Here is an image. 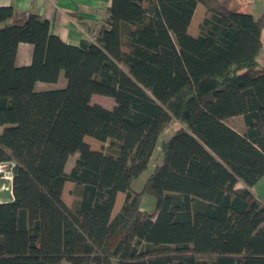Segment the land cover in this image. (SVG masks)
Masks as SVG:
<instances>
[{
    "label": "trees",
    "instance_id": "1",
    "mask_svg": "<svg viewBox=\"0 0 264 264\" xmlns=\"http://www.w3.org/2000/svg\"><path fill=\"white\" fill-rule=\"evenodd\" d=\"M263 29L264 14L231 0H112L94 42L76 47L0 7V161L17 163L0 264H264V203L250 190L264 179ZM20 43L34 46L28 67L16 66ZM61 74L65 88L35 90ZM238 116L243 132L227 123Z\"/></svg>",
    "mask_w": 264,
    "mask_h": 264
},
{
    "label": "crops",
    "instance_id": "2",
    "mask_svg": "<svg viewBox=\"0 0 264 264\" xmlns=\"http://www.w3.org/2000/svg\"><path fill=\"white\" fill-rule=\"evenodd\" d=\"M256 1V2H255ZM236 0H231V7L234 11ZM244 4L253 10L252 15L255 18H259L264 14V5L258 9H255L257 0H243ZM112 5V0H0V7H12L13 9L21 12L33 13L40 16L42 19L47 20L50 25V33L59 37L64 43L79 47L84 42L92 43L95 40V34L102 26L107 25V19L109 17V10ZM238 12V11H237ZM207 16V10L202 4H198L191 23L188 27V33L192 37L196 38L200 34V27L205 17ZM262 48L259 54V61L262 66L264 59V29L262 32ZM34 46L29 43H20L17 48L16 66L28 67L33 60ZM67 86V80L63 74L59 77L57 83H43L38 82L35 85L36 91H48L55 89H63ZM96 96V95H95ZM93 96V97H95ZM114 101V100H113ZM114 102H112V107ZM111 109V108H110ZM241 119L242 131L245 129L243 117L238 116L231 118ZM228 120V121H229ZM89 138V137H87ZM87 138L85 139L87 141ZM88 142V141H87ZM99 142V141H97ZM89 143V142H88ZM100 148H93L96 151H101L105 146L99 142ZM76 155L70 157L66 169L69 170L74 162ZM146 175L140 180L138 185L139 190L145 180ZM3 183L0 182V185ZM72 187L68 192L69 198L65 197L67 187ZM238 188H245L246 185L243 181L237 183ZM0 187V203L9 202L13 200V186L9 189L3 190ZM74 189V184L67 182L63 191V200L69 206L72 207L74 203V196L71 192ZM251 192L264 203V179H261ZM72 196V197H71ZM125 200L124 193H118L115 201V206L112 212V219H114L120 212ZM141 209L147 213H154L156 209V200L153 196L145 195L142 199ZM113 264H118L114 261Z\"/></svg>",
    "mask_w": 264,
    "mask_h": 264
},
{
    "label": "rangeland",
    "instance_id": "3",
    "mask_svg": "<svg viewBox=\"0 0 264 264\" xmlns=\"http://www.w3.org/2000/svg\"><path fill=\"white\" fill-rule=\"evenodd\" d=\"M243 0H236L235 4L233 5V7L235 6V10H237L238 12H242V13H247V14H252L253 10H251V8L247 7L244 2H242ZM256 2V1H255ZM255 9H258L260 7H262L264 5V0H257V3ZM263 65H264V59L262 61ZM112 102L113 99L110 97H105V96H100V95H96L95 97H92L91 103L92 104H99L102 105L104 108L110 109L112 108ZM241 119H232L227 121V123L231 126L236 128L239 131H242V125H241ZM175 128V127H174ZM167 136H163L162 138L165 139ZM89 143H88V142ZM87 143L89 144V146L91 147V149L93 148H100V146L102 147V145H100L99 142H97L95 139L92 138H87ZM161 141H159L158 146H157V150H156V154H160L161 153ZM94 150V149H93ZM154 169V164L151 163L149 170L146 172L145 175H150V173L152 172V170ZM144 177V176H143ZM142 177V178H143ZM139 179L134 186L138 187L140 180ZM134 187L135 189H138ZM72 189V187H67L66 193H65V197L69 198L68 196V192H70ZM72 197V196H71Z\"/></svg>",
    "mask_w": 264,
    "mask_h": 264
},
{
    "label": "built area",
    "instance_id": "4",
    "mask_svg": "<svg viewBox=\"0 0 264 264\" xmlns=\"http://www.w3.org/2000/svg\"><path fill=\"white\" fill-rule=\"evenodd\" d=\"M16 167L17 163L12 159L0 161V182L3 183L0 185L1 189L6 190L13 186Z\"/></svg>",
    "mask_w": 264,
    "mask_h": 264
}]
</instances>
